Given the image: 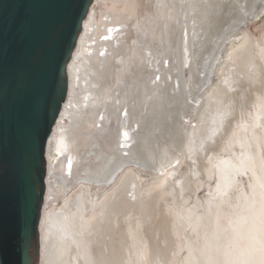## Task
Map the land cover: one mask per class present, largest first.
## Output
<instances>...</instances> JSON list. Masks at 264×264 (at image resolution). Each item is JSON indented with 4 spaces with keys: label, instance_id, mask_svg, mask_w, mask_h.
Instances as JSON below:
<instances>
[{
    "label": "bare ground",
    "instance_id": "1",
    "mask_svg": "<svg viewBox=\"0 0 264 264\" xmlns=\"http://www.w3.org/2000/svg\"><path fill=\"white\" fill-rule=\"evenodd\" d=\"M226 2L95 1L47 147L40 264H264V32L239 29L264 0H231L195 61L183 41Z\"/></svg>",
    "mask_w": 264,
    "mask_h": 264
},
{
    "label": "water",
    "instance_id": "2",
    "mask_svg": "<svg viewBox=\"0 0 264 264\" xmlns=\"http://www.w3.org/2000/svg\"><path fill=\"white\" fill-rule=\"evenodd\" d=\"M95 1L0 0V264H40L47 147Z\"/></svg>",
    "mask_w": 264,
    "mask_h": 264
},
{
    "label": "rangeland",
    "instance_id": "3",
    "mask_svg": "<svg viewBox=\"0 0 264 264\" xmlns=\"http://www.w3.org/2000/svg\"><path fill=\"white\" fill-rule=\"evenodd\" d=\"M186 1H188V0H186ZM225 1H227V2L225 3L226 6L224 8L214 9L212 6L208 5L207 9L205 10L204 17L198 21H194L193 24H196V26H197V24L199 23L200 26L203 27L202 29L204 32H202L199 37H198V32H195L194 31L195 29H193V27H191L192 23L188 26V29H187L188 33H186V31L184 32L185 34H183V41H184V36H185V41H186L185 46L187 47L189 55L193 49L195 51L191 54V58L193 61H195L196 56H198L204 50L206 45L209 43L210 36H212L213 33L215 31H217V29L222 26V24L224 22L223 21L224 13L226 12V8H229V6H230L229 3L231 2V0H225ZM253 20H251V18L249 20H246L245 25L241 26L239 29L246 27L252 35L258 36L259 33L264 32V13L259 18L253 19ZM236 32H238V31H236ZM194 38H196V40H195V46L193 47L192 42L194 41ZM182 46H183V42H182ZM192 65L193 64H191V67H192ZM155 84H157V83H155ZM159 88L162 91V88L160 86H159ZM149 100H151V99H149ZM101 127H102V129H104L103 125H101ZM126 127L127 126L125 124V121H123L119 125V129L117 130L116 141L114 143V146L120 144V142L122 140V135L124 134V133L121 134V130L124 131L126 129ZM130 130H133V129H130ZM64 131H65V129H64ZM64 131H60L59 134L62 135V132H64ZM66 155L67 154L64 153L62 158L60 159L64 163H65ZM147 173L151 174L150 171H147ZM72 188H73V185H72V181L70 179V180H68V183H67V191L69 192L70 190H72ZM204 195H206L205 187H203L195 195L194 198H196L197 200H201ZM58 204H60V201L57 202V205Z\"/></svg>",
    "mask_w": 264,
    "mask_h": 264
}]
</instances>
